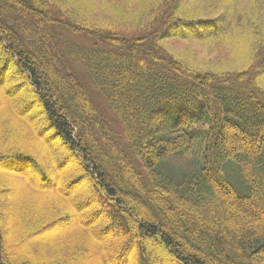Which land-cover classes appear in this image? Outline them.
Masks as SVG:
<instances>
[{
	"label": "trees",
	"instance_id": "1",
	"mask_svg": "<svg viewBox=\"0 0 264 264\" xmlns=\"http://www.w3.org/2000/svg\"><path fill=\"white\" fill-rule=\"evenodd\" d=\"M240 1L0 0V166L38 184L19 202L42 188L25 206L11 201L16 218L4 223L19 230V218L31 225L69 203L99 238L58 236L57 247L40 238L34 257L85 264L80 248L111 239L118 245L99 264H264V0L249 6L258 38L249 51ZM99 9L110 19L95 20ZM125 23L136 35L122 33ZM171 41L230 47L239 65L193 64ZM32 105L46 115L38 132L61 142L53 168L19 137L31 134L30 120L17 114ZM197 143H206L202 157ZM57 182L65 196L44 198ZM9 184L0 175V197L13 200ZM6 250L0 235V264H25Z\"/></svg>",
	"mask_w": 264,
	"mask_h": 264
},
{
	"label": "rangeland",
	"instance_id": "2",
	"mask_svg": "<svg viewBox=\"0 0 264 264\" xmlns=\"http://www.w3.org/2000/svg\"><path fill=\"white\" fill-rule=\"evenodd\" d=\"M183 3L186 4L187 0H183ZM251 5V0H241L239 9L241 11L237 10L236 16H238L239 19H243L244 17H247L246 22L242 21V29H244L245 34L250 36V40L243 41L240 44V48L242 50L249 51V49L254 45L255 49H258V38L253 37L252 32L255 31V29H251L252 26H256V23H248L250 17H249V6ZM197 7V5H196ZM208 13H205L204 15H201V17L207 15ZM105 16V17H104ZM110 14L109 12L105 9L103 11L102 9H99L95 13V20H98L99 22L107 21L109 20ZM99 17H104V18H99ZM259 20V25L262 30H264V17L262 19L258 18ZM130 23H125L124 27L122 29V33L128 37H131L132 35H136L135 28H131L129 25ZM125 30V31H123ZM231 34H236L232 32ZM245 34H240L236 37V41ZM169 50L174 53V54H183L186 56L187 59H189L190 62L193 64L197 65H205V66H211L212 68H223L225 66L229 67H235L236 64L237 66L239 63L237 62L239 60V57L236 58V61L232 59V50L230 47H223V45H220L219 47L216 48V50L213 53H207L204 49H202L198 44L196 43H187L183 41H171L169 42ZM264 66V65H263ZM264 88V83L262 84ZM26 93L25 89L24 92ZM10 97V96H9ZM11 98V97H10ZM18 106H16L17 108ZM22 108V105L20 106ZM17 108L18 111H20ZM30 108V107H29ZM32 110H23L22 112L20 111L21 114H17L18 118L20 119L19 122H23V119L30 120L28 121L29 123V129L25 132L31 133L28 135H22L20 134L19 137L22 140V144L26 149L31 151L33 155H35L42 163L50 168L54 167V163L52 162L53 159V153H55L56 148L62 147L61 142L54 141L50 137H43L41 133L38 132L37 128L44 127L42 126L41 122H43L42 118L45 120V116L41 112V109L39 106H31ZM30 108V109H31ZM9 110L5 111V113L1 114L2 117H4ZM36 116H33L35 115ZM40 114V115H38ZM44 123V122H43ZM208 128V126H207ZM36 129V132H33V130ZM207 130V129H206ZM1 133V132H0ZM39 133V134H38ZM2 134V133H1ZM29 137L34 138L36 137V142L29 141ZM18 137V135H17ZM18 137V138H19ZM198 138V137H197ZM13 141V140H12ZM225 142V141H224ZM206 143L204 144H196L194 146V151L196 156H203L204 150H205ZM69 166L65 167L68 168ZM0 175L6 176L8 178V181L11 183L9 184L8 187L13 186L14 192H18L17 196L11 200V196H2L0 197V207L2 213L0 215L2 216V222L0 223V229L2 231L1 238L4 243L5 248L9 249L6 250L8 255H10L11 258L16 259L19 263L23 262L25 264H48L44 262L43 256H36L34 253V241L35 243L37 242L36 240H39L40 238H49V244L51 246H56L57 247V242H58V236H67L69 237L71 235H77V237L82 238H89L92 237L94 240L99 239L98 234L94 231L93 228L86 222V218L84 217L83 213L85 209L80 208L79 211L77 210V206L71 205L69 207V203H67V206L64 204H58L59 206V211L56 210V207H52L51 209H48L47 211H44L42 213L41 219L34 221V224L28 225L27 221H24V217L19 218L18 214L16 213L17 217L21 219L24 222V225L22 228L19 230L11 229L5 225L4 222L9 221V222H14L15 218L8 208L11 209V207H8L7 205H10L11 201H13L14 206H12L13 209H15L16 205H23L30 200V198H36L37 195L41 193L40 190H42L41 187H37V191L29 192L28 194V199L27 200H22L19 202L23 194L30 190V187H32L30 182H32V179H30V175H17L15 170H11L6 166H0ZM12 185V186H11ZM32 185H38L36 182H32ZM87 189V184L84 185ZM20 188V189H19ZM43 191L46 193L44 198H49L52 196H55L56 198L63 197L66 194V191L63 189L62 184L56 183L54 187L51 188H44ZM50 193V194H48ZM53 193V194H52ZM81 192L79 191H73L72 195L75 197L80 195ZM60 202V199H58ZM4 205V206H3ZM3 206V207H2ZM76 209V210H75ZM8 210V211H7ZM73 213H76L78 217V221L75 222V224H70L69 220L74 221V217L72 218ZM49 217H55V218H60V221H58L54 226H43V223H46V220L49 219ZM36 225V226H35ZM88 228V229H87ZM71 231V232H70ZM70 232V233H69ZM42 241V239H41ZM62 242V239H59V243ZM33 243V245H32ZM38 243V242H37ZM93 246L95 249H89V247L86 248H80V252L82 253H88L86 257L83 258L85 264H99L100 261L103 259V252H108V250H113L114 247L118 245L117 241H111V239H106L102 240V248L100 249V245H96L95 242H93ZM149 248H151L150 254H155V246L152 244V242L149 243ZM29 250L31 254L26 253ZM100 250V251H99ZM48 253L46 252V255ZM136 256H140V253H135ZM132 257L133 262L135 261L136 256ZM71 259H73L71 257ZM30 261V263L28 262ZM166 264H181L176 260L175 258H167L165 260Z\"/></svg>",
	"mask_w": 264,
	"mask_h": 264
}]
</instances>
